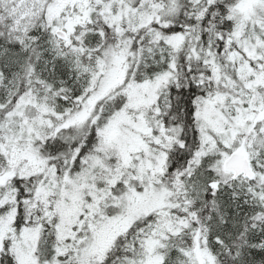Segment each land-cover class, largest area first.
<instances>
[{
  "label": "snow or ice",
  "instance_id": "snow-or-ice-1",
  "mask_svg": "<svg viewBox=\"0 0 264 264\" xmlns=\"http://www.w3.org/2000/svg\"><path fill=\"white\" fill-rule=\"evenodd\" d=\"M0 264H264V0H0Z\"/></svg>",
  "mask_w": 264,
  "mask_h": 264
}]
</instances>
